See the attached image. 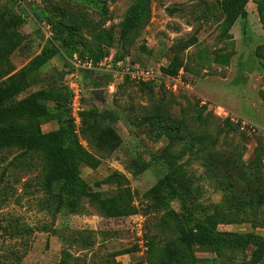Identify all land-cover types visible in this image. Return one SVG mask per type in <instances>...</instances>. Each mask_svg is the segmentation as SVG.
<instances>
[{
	"label": "rangeland",
	"instance_id": "1",
	"mask_svg": "<svg viewBox=\"0 0 264 264\" xmlns=\"http://www.w3.org/2000/svg\"><path fill=\"white\" fill-rule=\"evenodd\" d=\"M137 1L148 4L149 15L137 29L131 46L124 48L117 40L116 33L126 10ZM216 1L0 0V38L12 36L19 21L15 30L18 37L0 61V86L7 90L14 89L11 102H18L40 89L54 86L65 88L67 74L78 72L88 90L82 103L84 110L105 106L118 112L115 129L122 140L121 147L112 154L100 157L101 163L96 170L83 166L80 173L92 190L104 195L114 194L118 189L129 191L127 201L136 208L132 216L141 221L142 239L147 247L139 257L147 264H150L151 255L158 253L162 245L165 247L160 252L164 259L177 252L175 238L168 229L159 232L156 227L157 223H161L165 210L154 207L146 212V207L153 204L145 198V194L165 173L162 163L150 161V153L162 157L172 142L177 144L171 149L173 152H178L182 145L179 139L162 135L158 128L150 130V118L145 120L150 114L159 116L167 124H170V120L179 121L190 135L207 133L211 137L206 141L208 150L214 149L205 158L207 165L218 167L226 155H231L245 173L260 170L264 186V154L260 159L254 154L257 147H264V50L263 56L257 52V47L264 43V0H248L247 17L239 18L231 27V39L219 37L218 23L221 19L218 21L216 14H204L213 11L211 8ZM63 13L75 20L78 28L76 38L82 43L87 46L91 44L90 31L95 26L97 31L110 30L114 40L110 44L103 43V50L110 47L115 56L129 57L131 61L156 73H160V68L177 54L185 68L178 72L176 80L188 83V88H173L172 84L160 78L148 83L124 79L110 94L104 87L107 73L76 69L72 65L74 56L81 63L89 59L88 51L82 44L61 49L59 55L40 65V51L53 37L49 21L55 22L62 18ZM185 43L189 46L181 50ZM220 54H231L229 65L215 61L216 55ZM30 65H37L38 69L26 72V84L19 78L14 79ZM93 76L97 79L95 83L88 81ZM99 92L104 93L105 104L98 102L104 101ZM46 104L52 109L51 102ZM215 107L255 125L257 134L240 131L225 122L222 113L219 114ZM82 112L78 120L70 118L81 145L93 152L81 133ZM7 123L3 122L0 126ZM45 123L41 122L40 127ZM44 126L42 129H45ZM214 153L219 156L218 162L212 161L218 157ZM35 155L32 152L24 153L17 147L0 151V264H36L48 249V242L40 229H48L54 218L45 209L49 200L39 185L42 178L41 159ZM29 156H35L34 161ZM184 161V171L192 179L193 186L200 190L198 202L203 206L220 203L222 191L207 179L206 168L201 161L194 156L185 157ZM146 164L148 167L141 169V165ZM112 174L115 175L112 183L95 187L96 182ZM244 189L248 191V185ZM255 191L258 195L261 193L259 188H255ZM163 196L167 209H181L183 197L179 191L171 193L165 190ZM82 205L80 214L71 215L73 225L68 229L78 234L83 230L93 231L89 247L94 251L91 264H113L115 253L127 249L136 251L126 231L131 226L129 219L114 221L101 217L86 199ZM252 205L257 218L264 216L263 200H254ZM249 212L246 209V213ZM57 218H62L60 213L56 215ZM245 219L236 224L220 225L218 229L252 232L264 237V228L254 227L251 216ZM117 230H123L124 236L117 237ZM75 246L73 251H78V245ZM192 254L197 259L194 264H249L250 260L247 250H225L220 258L210 250L194 249ZM75 259L69 264H82L80 257Z\"/></svg>",
	"mask_w": 264,
	"mask_h": 264
},
{
	"label": "trees",
	"instance_id": "2",
	"mask_svg": "<svg viewBox=\"0 0 264 264\" xmlns=\"http://www.w3.org/2000/svg\"><path fill=\"white\" fill-rule=\"evenodd\" d=\"M247 3L248 0H218L211 8L213 11L211 13L204 12V14L206 16L216 14L217 20L221 19L218 23L219 37L231 39V27L239 18L247 17ZM148 15V4L141 1L134 2L126 10L116 33L117 40L124 48L131 46L137 29L144 24ZM49 23L52 24L53 37L40 51L38 56L40 65L59 55L61 49H69L75 44H82V47L88 51V61L92 65H96L108 55L110 49L109 47L103 50L101 45L103 43L110 44L114 40L110 30L97 31L95 26L90 31L91 44L87 46L76 38L78 31L76 22L71 15L65 13L62 14V18L55 22L49 21ZM18 24L19 21L17 20V26ZM17 26L15 30H17ZM15 30L12 36L0 38V61L8 53L10 46L14 45V39L18 37ZM188 46L185 43L180 49H185ZM263 50L264 43L257 47L259 56H263ZM123 57H117L116 54L115 59ZM230 60L231 54H220L215 57V61L222 65H229ZM140 66L142 67L141 64ZM37 67V65L26 67L14 79L19 78L23 84H26V72H33L38 69ZM183 68H185L183 60L174 54L168 64L160 68V72L163 76H176ZM107 75L109 80H107ZM107 75L105 76L106 84L104 87L111 81V75ZM84 85L86 88L85 82ZM7 89L3 88L2 85L0 86V124L9 122L0 126V151L17 147L24 153H35V156H39L41 159L42 178L39 185L49 200L45 209L53 215L54 219L48 229L42 228L40 232L55 235L57 233L63 234L62 237L67 233L72 236L73 241L71 242H79L88 247L92 243L90 240L93 231L83 230L78 234L77 231L68 228L53 229L58 213L61 216L80 214L83 210L82 201L85 199L104 218L125 219L136 213V208L127 201L129 191L118 189L114 194L104 195L98 190H92L90 184L80 173L83 166L96 170L101 163L100 157L112 154L121 147L122 140L115 129V124L119 120L116 109L100 106L86 109L80 114L81 133L84 139L88 141L90 149H93L91 152L81 145L74 129L68 108L69 92L66 87L54 86L48 89H40L18 102H11L14 89ZM47 102L53 104L52 109L48 108ZM149 118L150 130L158 128L162 135L171 136L173 139H179L182 142L178 152L171 151L177 145L172 142L162 157L150 153V161L155 164L162 163L165 166V173L145 194V198L151 200L153 204L146 207V212L147 209L151 211L154 207L165 210L161 223H157L156 227L159 232L168 229L175 238L176 255L179 253L177 258L174 254L164 259L160 252L165 247L162 245L158 248V253L151 255L150 264H194L197 262L192 254L194 249L210 250L218 258L223 257L225 250H247L250 257L249 264H264V237L252 232L237 233L218 229L220 225L245 221L247 216L252 217L250 221L254 227L264 228V216L257 218V213L252 205L254 200L264 201V186L261 183L260 170L255 173L252 170L245 173V170L232 160L231 155H226L218 167L214 164L207 165L205 158L209 153L214 152V149L208 150L206 141L211 137L207 133L190 135L179 121L170 120V124H167L162 122L159 116L151 114L145 120H149ZM225 120V122H229L233 127L239 129L229 119ZM50 121L57 123V129L43 133L40 123ZM254 152L256 157L260 159L264 154V147H257ZM214 154L217 155V153ZM35 156L29 157L34 161ZM191 156L201 161L206 168L207 179L222 191L220 203L203 206L198 202L200 190L193 186L192 179L183 168L184 158ZM214 160L218 162L219 156L214 157L212 161ZM147 167V164L141 165V169ZM254 167L256 169V166ZM114 177L115 175L112 174L100 182H96L95 187L99 188L102 184L112 183ZM246 185L249 187L248 191L244 189ZM255 188L257 190L259 188L261 192L259 195ZM165 190H169L171 193L179 191L183 197L180 210L167 209L163 196ZM246 209H249L250 212L246 213ZM134 250L119 251L113 255V258L117 254L135 252ZM150 250L152 252V249ZM74 260L76 259L69 252H65L58 264H69ZM144 263L147 264L140 257L139 260L130 264ZM113 264L120 263H116L113 259Z\"/></svg>",
	"mask_w": 264,
	"mask_h": 264
},
{
	"label": "built area",
	"instance_id": "3",
	"mask_svg": "<svg viewBox=\"0 0 264 264\" xmlns=\"http://www.w3.org/2000/svg\"><path fill=\"white\" fill-rule=\"evenodd\" d=\"M115 53L112 48L109 49L108 55L96 65H92L91 62H79L77 57H73L74 61L72 65L78 69L82 68L84 70H91L94 72H103L111 75V81L106 85L105 91L108 93L115 92L117 86L121 84L124 79L139 83H148L155 79H162L167 84H172V87H185L188 88V83H180L176 80V76H163L160 73H156L148 68L141 67L139 63L131 61L129 57H123L121 59L114 58ZM181 72V71H179ZM67 85H65L67 91L69 92L68 108L70 111V116L75 120L79 119V113L84 110L83 101L87 95V89L85 88L84 81L78 72H71L67 74ZM219 114H221L224 119H229L230 122L237 125L240 131L254 133L258 132L257 127L245 120H240L234 116H231L224 110H220L217 107ZM132 231L136 236V243L139 248V254L143 255L144 251L147 250L143 239H142V225L139 219H134L132 223Z\"/></svg>",
	"mask_w": 264,
	"mask_h": 264
},
{
	"label": "crops",
	"instance_id": "4",
	"mask_svg": "<svg viewBox=\"0 0 264 264\" xmlns=\"http://www.w3.org/2000/svg\"><path fill=\"white\" fill-rule=\"evenodd\" d=\"M88 81H91V83H95L97 81V79L94 78V76H93V77H89ZM103 98H104V101H102L103 100L102 99V100H98V102H100L101 104H105L104 93H103ZM43 125H45L44 126L45 129H42ZM43 125L41 127V131L43 133L54 131L58 127V126L55 127L56 122H54V121L46 122ZM49 128L51 130H49ZM72 217L73 216L69 215V216H62V218H57L54 221L53 229L60 230L62 228H68V227L71 228L73 225ZM127 219H129L128 220L129 225H131V226H130V228H127L126 231H128V233L130 234V236H131L130 241L135 246L136 251L135 252H124L122 254L120 253V254H117L116 256H114V258H113L114 261L116 263H120V264H130L133 262V259H135V258L139 259L140 258L139 257L140 256L139 255V248H138V245L136 243L137 238L132 231V223L134 220V216H130ZM112 220L119 221V220H123V219H112ZM117 232H118V233H116L117 237H119V236L121 237V235L124 236L123 230L122 231L117 230ZM42 234H43L46 242H48V249L44 252V255L40 259L37 260L36 264H58L62 258V255L65 252H69L74 258L80 257L82 264H91L90 260L93 256V252H94L91 249H89L91 244L88 247H86L79 242L73 243V242H71V241H73L72 236H69V234H67V233H65L64 237H62L63 234L60 235L58 233L55 235L53 233L42 232ZM133 240L135 243H133ZM75 245H78V247H79L78 251H73L74 247H76Z\"/></svg>",
	"mask_w": 264,
	"mask_h": 264
},
{
	"label": "water",
	"instance_id": "5",
	"mask_svg": "<svg viewBox=\"0 0 264 264\" xmlns=\"http://www.w3.org/2000/svg\"><path fill=\"white\" fill-rule=\"evenodd\" d=\"M100 97L103 98V92H99Z\"/></svg>",
	"mask_w": 264,
	"mask_h": 264
}]
</instances>
